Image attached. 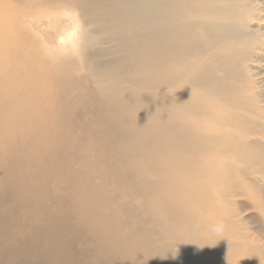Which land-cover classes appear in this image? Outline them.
Instances as JSON below:
<instances>
[{
  "label": "bare ground",
  "instance_id": "bare-ground-1",
  "mask_svg": "<svg viewBox=\"0 0 264 264\" xmlns=\"http://www.w3.org/2000/svg\"><path fill=\"white\" fill-rule=\"evenodd\" d=\"M251 20L249 0H0V201L13 211L50 210L43 191L59 170L45 159L79 146L75 118L92 113L105 122L96 154L115 163L104 174L87 169L92 185L78 196L97 194L91 204L72 203L63 188L51 208L66 202L91 214L126 185L139 199L132 212L151 208L154 235L168 241L164 264L179 255L191 264H251L224 235L207 245L205 234H193L214 230L203 214L218 213L214 190L229 183L250 132L241 125ZM30 169L40 180L33 186Z\"/></svg>",
  "mask_w": 264,
  "mask_h": 264
},
{
  "label": "rangeland",
  "instance_id": "rangeland-1",
  "mask_svg": "<svg viewBox=\"0 0 264 264\" xmlns=\"http://www.w3.org/2000/svg\"><path fill=\"white\" fill-rule=\"evenodd\" d=\"M249 5L252 20L249 21L246 30L253 41L246 59L247 78L242 84L247 100L245 105L247 111L244 115L247 121L245 120L241 126L244 129L248 128L250 132L243 137V145L237 153L241 159L233 164L232 170H228L229 183L226 187L222 186L214 190L218 196L213 205L220 206L218 213L208 211L203 214L204 222H216L213 223L214 230L203 233L197 228L193 234H205L204 237L209 242L207 245L224 235L227 240L241 245L242 251L249 256L251 264H264V0H249ZM54 45L55 43H52L50 46L54 47ZM92 115L90 113L75 118L73 132L76 138L74 136L73 140L77 139L75 143L78 142L79 146L74 144V147L71 145L57 148L52 151L53 153L48 154L50 158L45 159L54 174L59 170L57 173L59 177L53 174L56 178L49 180L47 186L44 184V189L48 191H43L46 196L43 202L48 203L50 210L41 212L19 208L13 211L15 209L13 202L7 199L0 201V264H164L169 262L170 254L168 246H165L168 241H162L160 237L154 235L155 229H158L152 222L154 213L149 207L147 210L137 208L134 209L135 213L132 212L131 207L137 206L139 199L130 193L126 185L119 187L120 192H116L117 196L108 192L106 195L111 196L113 200L104 196L100 209L98 206H90L94 209L90 211L91 214L87 212L80 215L84 211L77 208L68 210L69 206L66 202L62 203L64 208L60 205L58 208H51L52 197L63 194V188L64 191L70 189L69 192L73 197L69 196V199L72 203L74 200L79 203L80 197L86 202L89 197L91 204L92 198L97 194L78 196L82 191L86 194V189L92 185L91 173L87 169L91 168L95 173L99 171L104 174L108 164L115 163L116 159L104 152L98 151L96 154V150L101 145L100 138L105 129V122L101 117L97 121L92 119ZM90 122L93 126L89 124ZM92 139H95L94 142ZM89 154L93 159L91 156L88 157ZM78 159L83 162H78ZM91 162L98 166H94ZM36 172V169L28 170L26 181L32 186L40 181L35 175ZM95 182L100 183L98 179ZM109 189L114 191L115 187L109 186ZM0 192L4 193L3 190ZM119 203H124L126 209L120 208ZM51 212L56 214L55 217L53 216L54 219L51 217ZM103 213L107 221L100 222ZM214 215H216L215 221ZM178 258L174 263H192L184 261L185 258H180V255Z\"/></svg>",
  "mask_w": 264,
  "mask_h": 264
}]
</instances>
